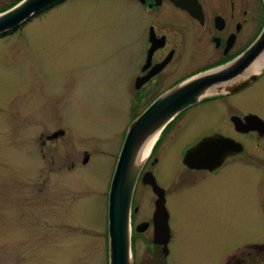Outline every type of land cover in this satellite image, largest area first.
<instances>
[{"label":"rangeland","instance_id":"obj_1","mask_svg":"<svg viewBox=\"0 0 264 264\" xmlns=\"http://www.w3.org/2000/svg\"><path fill=\"white\" fill-rule=\"evenodd\" d=\"M122 5L69 0L0 39V264H108L111 175L132 115L149 102L125 91L141 27ZM92 6L101 18L113 8L97 32L76 18ZM186 184L170 198L173 264H223L264 241L263 172ZM147 189L145 207L155 197Z\"/></svg>","mask_w":264,"mask_h":264},{"label":"flooded vegetation","instance_id":"obj_2","mask_svg":"<svg viewBox=\"0 0 264 264\" xmlns=\"http://www.w3.org/2000/svg\"><path fill=\"white\" fill-rule=\"evenodd\" d=\"M20 1L0 0V13ZM68 1L33 15L16 29L17 32L38 19L50 17L54 10ZM89 1L96 4L106 0ZM122 3L124 8H121V12L127 13L126 16H135L141 27L135 56L130 61L129 55L126 56L125 91L133 96H145L144 99L146 95L149 97L148 104L132 115L131 122L158 96L180 81L223 66L240 56L264 29L263 0H122ZM79 8H76L77 21L89 22L95 26L92 27L95 32L100 31L101 27H98L102 19H111L112 7L105 6V18L99 16L102 13H97L96 7H90L89 12H82ZM16 30L1 34L0 39ZM262 66L261 73L255 79L243 83L236 90L233 88L204 98L179 114L162 131L141 170L133 194L131 230L134 264L175 262L169 206L172 194L178 196V186L183 182L187 183L188 188L197 187L200 183L214 187L221 185L231 171L249 169L264 173V62ZM238 76L242 77L244 73ZM128 126L123 134L121 148ZM65 132L63 128L47 137L55 138ZM215 136L229 139L232 146L220 163L206 162L207 166L202 167L197 165L201 162L187 163L186 156L193 147ZM117 160L118 157L115 166ZM89 161L90 154L85 153L83 164ZM74 166L73 163L69 168ZM146 173L154 175L159 186L157 191L145 182ZM166 175H169L168 180L171 182L168 185L163 183ZM147 188L155 195L150 208L145 207L142 200L148 193ZM162 198L168 211L170 234L158 238L155 236V212L157 202ZM260 202L264 209V197L260 198ZM144 208L146 213H142ZM223 264H264V241H252L239 246L227 256Z\"/></svg>","mask_w":264,"mask_h":264},{"label":"water","instance_id":"obj_3","mask_svg":"<svg viewBox=\"0 0 264 264\" xmlns=\"http://www.w3.org/2000/svg\"><path fill=\"white\" fill-rule=\"evenodd\" d=\"M65 0H21L0 13V35L18 28L37 15ZM264 1V0H263ZM264 62V29L256 41L231 62L190 76L158 96L129 125L113 173L108 197V264H134L132 251L131 206L141 170L150 157L162 131L183 111L206 97L238 89L259 76ZM250 66V67H249ZM244 73V76L238 74ZM233 85H230V83ZM230 85V86H229ZM219 136V135H216ZM209 137L186 156L187 163H220L230 152L229 139ZM88 160V157L86 158ZM216 162V163H217ZM214 165V164H213ZM145 182L159 188L152 173ZM164 199L157 202L156 237L170 232Z\"/></svg>","mask_w":264,"mask_h":264}]
</instances>
